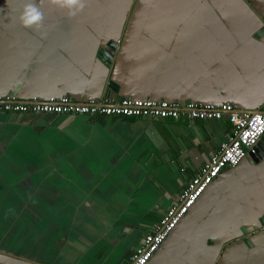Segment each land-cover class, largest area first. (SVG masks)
<instances>
[{
    "label": "crops",
    "instance_id": "obj_1",
    "mask_svg": "<svg viewBox=\"0 0 264 264\" xmlns=\"http://www.w3.org/2000/svg\"><path fill=\"white\" fill-rule=\"evenodd\" d=\"M29 2L0 0V97L132 96L264 111V0H86L75 16L35 0L38 29L20 22ZM231 136L226 117L0 111V264L128 262ZM261 218L264 152L249 153L220 171L146 264H264Z\"/></svg>",
    "mask_w": 264,
    "mask_h": 264
},
{
    "label": "built area",
    "instance_id": "obj_2",
    "mask_svg": "<svg viewBox=\"0 0 264 264\" xmlns=\"http://www.w3.org/2000/svg\"><path fill=\"white\" fill-rule=\"evenodd\" d=\"M0 111L54 115L149 116L188 122L223 117L228 119L232 126V136L183 185L176 202L167 208L135 247L133 259L124 264H146L220 171L224 167L237 165L247 154L254 153L257 141L264 136V111H241L231 102L189 101L180 104L167 99L131 96L115 99L102 97L86 102L74 101L66 95L50 96L45 100L0 97Z\"/></svg>",
    "mask_w": 264,
    "mask_h": 264
},
{
    "label": "water",
    "instance_id": "obj_3",
    "mask_svg": "<svg viewBox=\"0 0 264 264\" xmlns=\"http://www.w3.org/2000/svg\"><path fill=\"white\" fill-rule=\"evenodd\" d=\"M127 17H128V15H127ZM261 31L259 30L255 35L260 34ZM107 46L109 48H111V50L114 51L116 49V47H117V42L115 40H113V39H109L108 42H107ZM97 56L106 66H108L109 68L112 69V67H113V63H112L113 62V55L104 46L99 47ZM109 75H110V73H109ZM107 78L108 79H107V82H106V87L110 91L113 90V91L117 92L118 85L113 80L109 79V76ZM107 96H109V94H107ZM3 97H12V96H10V95L1 96V98H3ZM120 97H124V96H120ZM33 98H36V97L33 96ZM30 99H32V98H30ZM37 99H39V98H37ZM39 100H41V99H39ZM167 100H169V99H167ZM170 101H177L180 104H184L185 103V102H182L180 100H171L170 99ZM198 102L206 103L204 101H198ZM215 103H219V102H215ZM253 111H262V110H260V109L250 110V112H253ZM263 152H264V136H262L257 141V143L255 145V153L254 154L250 153V155L252 156L253 159H257V158L262 156ZM260 223L262 225H264V218L260 219ZM252 229H253V226H248V227L241 226V230H242L243 233L246 232V230H252ZM243 239H244L245 242H247V240L245 238H243ZM133 255H134V250H132L131 252L128 253L127 259L129 261H131L133 259Z\"/></svg>",
    "mask_w": 264,
    "mask_h": 264
},
{
    "label": "clouds",
    "instance_id": "obj_4",
    "mask_svg": "<svg viewBox=\"0 0 264 264\" xmlns=\"http://www.w3.org/2000/svg\"><path fill=\"white\" fill-rule=\"evenodd\" d=\"M50 2L62 9H66L69 16H75L83 11L86 6V0H50ZM19 19L24 27L35 26L38 29L43 23L44 14L35 0H32V2L25 4Z\"/></svg>",
    "mask_w": 264,
    "mask_h": 264
},
{
    "label": "trees",
    "instance_id": "obj_5",
    "mask_svg": "<svg viewBox=\"0 0 264 264\" xmlns=\"http://www.w3.org/2000/svg\"><path fill=\"white\" fill-rule=\"evenodd\" d=\"M82 115H85V114H82Z\"/></svg>",
    "mask_w": 264,
    "mask_h": 264
}]
</instances>
